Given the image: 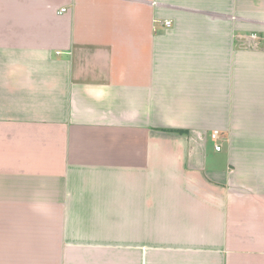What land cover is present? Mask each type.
<instances>
[{"label": "crops", "instance_id": "1", "mask_svg": "<svg viewBox=\"0 0 264 264\" xmlns=\"http://www.w3.org/2000/svg\"><path fill=\"white\" fill-rule=\"evenodd\" d=\"M0 264H264V0H0Z\"/></svg>", "mask_w": 264, "mask_h": 264}, {"label": "built area", "instance_id": "2", "mask_svg": "<svg viewBox=\"0 0 264 264\" xmlns=\"http://www.w3.org/2000/svg\"><path fill=\"white\" fill-rule=\"evenodd\" d=\"M62 10L64 11V10H66V9L63 8ZM165 23H166L167 26L171 25V21H170V20H167ZM212 137H213L214 139H217V138H218V131H217V130H215V131L212 133ZM216 149H217V150H221V145H216Z\"/></svg>", "mask_w": 264, "mask_h": 264}, {"label": "trees", "instance_id": "3", "mask_svg": "<svg viewBox=\"0 0 264 264\" xmlns=\"http://www.w3.org/2000/svg\"><path fill=\"white\" fill-rule=\"evenodd\" d=\"M178 132H183V130H177Z\"/></svg>", "mask_w": 264, "mask_h": 264}]
</instances>
